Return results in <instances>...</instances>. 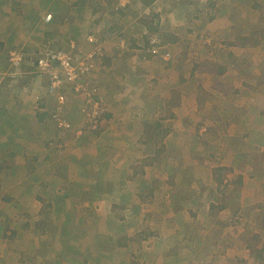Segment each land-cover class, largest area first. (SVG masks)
<instances>
[{
    "label": "crops",
    "instance_id": "1",
    "mask_svg": "<svg viewBox=\"0 0 264 264\" xmlns=\"http://www.w3.org/2000/svg\"><path fill=\"white\" fill-rule=\"evenodd\" d=\"M24 7L22 0H0V20L10 23L14 19V24L21 23L19 31L26 30ZM166 14L153 15V19L159 23L160 17H168ZM226 18L222 14L214 19L220 25L215 28L217 38L229 32L228 26L230 31L235 30L237 23ZM210 24L204 27L208 29ZM168 28L161 25V34L168 33ZM119 29L130 31L137 37V44L144 43V34L148 33V28L139 23ZM176 43L179 42L167 43L168 48ZM191 46L195 47L193 43L188 47L189 55L198 56ZM32 48L11 46L8 53ZM149 54L146 57L141 50L137 57L127 54L125 57L130 58L119 62L121 55L116 54L109 65L100 68L104 70L95 72L99 94L108 107L104 126L98 132L76 137L75 131L82 123L78 117L81 103L70 97L69 111H75L71 118L74 128L69 131L72 137L58 148L49 141L53 132L60 133L49 118L47 108L51 104L47 107L43 100L39 104L36 101L37 96L46 98L45 89H28L22 77L14 82L7 76V82L13 85L0 86V264H193V257L196 263H203V255L207 264H257L249 246L226 243L229 238L233 242L247 241L259 234L248 228L249 221L264 220V198L256 191L264 184V148L250 149L239 167L230 171L219 166L222 154L211 160L217 146L212 143L216 141L214 132H210L213 124L207 123L200 133L203 137L198 138L199 148L194 137L193 142L189 140L193 135L189 130L191 122L197 120L192 114L198 115L200 107L190 99L200 89L195 72L185 81L181 61L159 64L160 58ZM223 68L218 72L221 76L225 75L221 73ZM176 70L180 75L173 78ZM2 91L6 94L1 95ZM30 105L34 107L30 109ZM35 111L37 119L36 115L29 116ZM160 122L166 124L164 131ZM205 122L197 120V128ZM44 124L52 126L53 131H45ZM159 136L163 140L166 136V148L162 150ZM256 137L250 141L252 146L255 141L262 147V139ZM194 166L198 171H191ZM226 174L233 179H226ZM231 188L239 190L232 198L239 216L234 212L230 220L235 216L239 222L234 223L242 226L236 231L228 227L214 231L208 224L222 217L212 218L208 211L216 198L218 203L214 204H220L216 210L233 212L232 205L222 201L230 196H224L222 190ZM220 193L223 197H219ZM117 206L122 220L115 217ZM242 212L245 215L241 216ZM125 218H131L132 225H124ZM193 220L202 225L198 229H204L193 232ZM143 228L153 232L150 238L140 231ZM227 232H232L231 236ZM63 251L69 258L61 257L62 263ZM208 254L212 255L209 262Z\"/></svg>",
    "mask_w": 264,
    "mask_h": 264
},
{
    "label": "rangeland",
    "instance_id": "2",
    "mask_svg": "<svg viewBox=\"0 0 264 264\" xmlns=\"http://www.w3.org/2000/svg\"><path fill=\"white\" fill-rule=\"evenodd\" d=\"M22 1L25 4L24 15L25 17H27L26 26L29 30L25 28L26 30L19 31L18 27L21 26V23L16 21V24H14V19L10 23L7 20H0V31L1 34H3L2 36H0V53H3V56H0V81H2V83H0V86L7 85L6 87H9L8 85H13L12 83L7 82V76L15 71L13 65L10 64L12 52L8 53L9 49H11V46L17 48L28 45L29 47L31 46L34 49H38L50 42V44H53L55 47L67 50L71 45L70 41H74V43L78 47H82L83 51L85 53H88L94 47L92 44H90V42H88V38L90 36H94L99 42H97V44L102 47L104 56L102 59L97 61L96 69L93 72L92 76H90V83H93L99 89L100 86L96 81L94 75L96 71H99L100 68L109 65V60L112 59L116 54L121 55V57H119V59L117 60L118 62L121 59L130 58L127 56L125 57V55L127 54L131 55L132 53V58L137 57L139 51L141 50L143 54L148 57V54L150 53V51L148 52L150 35H153V37L157 35L161 36L162 32L159 29L161 25H163L166 29L169 26L168 33L171 34L172 37H176L177 39L179 38V41L177 40V42L179 43H176L174 46H170L168 48V52H171L174 62L177 63L178 61H181V64L185 65V68H183V72H185L183 74L185 81H187L186 76H189L190 73L195 72L194 79L196 80V84H200L199 93L193 95L192 98H190L193 101V104L195 103L196 106H200L198 107L199 116L197 114H192V118H195L199 121L206 120V122L203 124L204 126L202 125L199 128H197L196 125L197 120H193L191 122V127L189 128V130H192L191 133L193 135H189V140L193 142L194 137L196 139L194 141H196L197 144L198 138L203 137L200 133L205 130L204 127H206V124H213L210 132H214L213 134H215L216 141L212 143L217 146L212 151V155L210 156V158L211 160H214L215 155L219 156L220 154H222L221 161L219 160L218 163L219 166L224 167L225 170L229 169L227 171H230V169H234L236 167L238 168V163H241L242 157L246 156L250 149L258 150L264 148V0H236V2L235 0H153L151 4L146 5L140 0ZM213 1H217L215 6L211 5ZM258 2L262 3L260 10L257 6ZM78 3L80 4L78 5ZM221 5L225 6L224 8H221L223 16L226 14V19L228 21H231L233 23L235 22L237 24L235 26V30L230 31L231 26H228L227 30L229 32L226 31L225 34L219 35V37L217 38L215 30L217 29L216 27L220 25L215 22L217 20L216 17V20H211L210 15L215 14L217 12L216 9H218V7H221ZM96 6L104 12L99 11L93 13ZM109 6H112L113 10ZM6 11H8V9H6ZM164 12L167 13L165 16H168L166 19L161 18ZM171 12H174L172 13L173 15L175 14L174 17L171 16ZM209 12L211 13L210 15L208 14ZM2 13L3 12H0V15ZM48 14L53 15V20H51V22L49 23L45 21V18ZM153 15L161 16L159 23L153 19ZM21 16H23L22 11ZM260 16L261 18H259ZM29 23H31V26L29 25ZM129 23L131 25L132 23H139L140 25L148 28V33L144 34V43L137 44L136 36H133L130 31L124 32L119 29V27L127 26L129 25ZM209 23H211L210 28L206 29L207 26H204L206 24L208 25ZM28 26L31 28H29ZM6 27L9 28L8 32L6 30ZM251 27L255 28L256 30L258 29L260 33L259 40L262 43V46H260L259 49H249V51L239 49L235 38L233 37L234 39H231L232 35L240 38L243 36V34H241L240 32H244L246 28ZM1 28L3 30H1ZM126 39H128V44ZM9 42H12V44L10 45ZM121 43L123 44L122 46ZM192 43L195 47L191 46L190 49H192V51L197 50L199 53L196 57L194 55H189V51L187 52L188 47ZM173 47H175L174 50L172 49ZM4 51H6L7 53H4ZM151 53L149 54L151 57L154 56L156 58H160L157 59L158 63L162 62L161 64H167V61L165 59L162 60L161 57L152 55ZM7 57L8 64L6 63ZM183 57H185L184 60ZM220 67H224L226 69L224 76H221V74L218 73ZM179 75L180 74H178V71L176 70V74H174L173 78H176ZM40 83L42 82H40V80L38 79V81H34L31 84L30 82L26 83L25 86L28 87L29 85L35 84L34 88H37V90H42L43 88ZM5 94L6 92L2 91L1 95ZM12 95L8 94V96L10 97H12ZM97 96L101 100L100 102L102 103V105H104L105 107V113H107L108 107L105 103L106 99L103 100L101 94H97ZM5 97L8 98L7 96ZM37 97H40V100L39 98H37L36 100L38 101L37 104L41 103V99H47L43 96ZM71 97L72 100L76 98L80 101L81 108L83 99H81L80 96ZM10 99L12 100V98ZM72 100L70 101L68 97V105L65 108V114L67 116L69 115L70 120H72L71 118L73 117L72 113L75 112L69 111L71 109L70 104L72 105ZM17 104L18 103H16V105ZM44 104H47L48 107L50 101H45ZM32 107L34 106L30 105V109ZM53 108V105H51L50 108H47L50 116L54 114ZM37 113L38 111H35L34 113L29 114V116L35 117ZM192 113H196V110ZM50 116L49 118H51ZM37 117L39 116L36 115L35 118L37 119ZM79 118L82 119L81 116ZM46 124H48V122H46ZM160 124L162 129L165 128V122H160ZM249 124H251V126H249ZM85 125L86 123L82 120L81 125L78 126L76 131L78 129H82ZM48 126L49 128L44 124L45 131L52 132L53 127L50 125ZM103 126L104 124L100 125L101 128H103ZM47 128L49 130H47ZM72 128H74V124ZM101 128H98L92 133H86L84 134V136L94 134L101 130ZM36 129H38L37 132H40V128ZM71 130L72 129L62 133L57 132L59 134H55L53 132V139L49 140L51 143H54L51 146H53L54 148L61 147L60 145L63 146V141L68 142V138L72 137L69 132ZM160 135L163 136L162 132L160 133ZM161 136H159V145H162V147L160 148L162 150V148L166 146L164 144L166 136H164V140ZM255 136H257L256 138L260 137L262 139V147L257 146V144H255V141L252 146V143L250 141ZM38 142L39 140H37V143ZM48 143L49 142H47L46 144L48 145ZM199 147L200 145L197 144V148ZM169 152L172 153L173 151ZM162 155H160V158L162 157ZM164 155L165 157H168L167 153ZM166 159L168 160V158ZM173 161L174 158L171 162ZM188 168L190 169L191 167ZM193 170L198 171L197 166L192 167L191 171ZM263 174L264 171L262 173V176ZM193 176L196 177V175ZM224 176L228 180L233 179L229 174H226ZM195 180L197 179L195 178ZM263 185L257 188L260 190L256 189L257 193L262 194L261 199L264 198ZM195 189L197 190L198 187H196ZM238 191L239 190L236 189L232 190L231 188L229 191L225 189V191L223 192L224 196L226 193L230 194L227 200L223 198L222 201L224 203L232 205L230 209H232L233 212L228 210L222 211V213H220L221 211H218L216 209L210 208L209 211L208 208L205 209L209 212L208 215L212 218H215L217 216L222 217L219 218V221H211V223L208 224L210 229L214 230L215 228L221 227L223 231L226 227H228L230 228L228 229L229 231H236L241 228L239 226H242V223H240L239 225L234 223L235 221L239 222L236 219V217L239 216V212L237 213L238 205L236 206L234 200L232 199L234 194ZM219 197H223V195L220 193ZM213 200L214 202L218 203L216 198ZM214 202H212V204L215 205V207L220 206V204L216 205L214 204ZM118 209V206L114 209V213L118 215L115 217H118V219L122 220V217L119 216ZM196 210L201 214L206 213L202 211V209ZM234 212H236V214L238 215L236 217L234 216V219L232 221L230 220V217ZM240 215L242 216L245 214L244 212H242V214ZM140 218H142V216ZM124 221V225H132L133 223L131 218H125ZM191 223L192 228L190 229L193 230V232H200V228L201 230L204 229L203 227H200L198 229L199 225H202L198 224V222L194 220ZM249 225L250 226L248 230H251L252 233H254L255 231L258 232L259 234H256L258 236L249 237L247 238V241L245 239L235 242H233L232 239L229 238V242L226 243V246H231V244L233 243V246H238L241 248H244L245 246V248H247L248 244H252L263 249L264 220L263 222L258 223L255 221H249ZM133 227H135V224ZM205 229L207 228L205 227ZM140 231L144 235H148L149 238L153 233L144 228ZM231 233L232 232H227V235L231 236ZM54 240L55 238L51 240V242L53 243L52 246L55 244ZM209 240L215 241L216 239L211 238ZM209 244L211 246L215 245L214 242H209ZM66 253V251H63V255L60 256V260L62 261V263L63 260L61 259V257L65 258L66 260L67 258H69L67 257ZM211 256L212 255L209 254L207 255L208 262L210 261ZM203 259V263L199 262V260L197 259L196 260L198 261V263H196L193 257V264H207L205 263V255H203Z\"/></svg>",
    "mask_w": 264,
    "mask_h": 264
},
{
    "label": "built area",
    "instance_id": "3",
    "mask_svg": "<svg viewBox=\"0 0 264 264\" xmlns=\"http://www.w3.org/2000/svg\"><path fill=\"white\" fill-rule=\"evenodd\" d=\"M51 20L53 15L48 14L45 21L49 23ZM156 37L150 36L149 43L154 45L157 41ZM70 42L71 45L67 50L55 47L49 42L38 49L35 48L32 54L22 50L13 51L10 64L15 71L10 76L16 79L21 75H37V81L39 79L42 82L40 84L45 86L49 97L56 100L54 114L50 117L60 133L73 127L69 115L65 114V108L68 105L67 94L80 96L83 103L78 114L86 125L75 132L76 137L79 138L86 133L96 131L103 124L105 107L97 96L99 89L90 83V76L96 69L97 61L104 55L102 47L97 44L98 41L94 36L88 38V42L94 46L88 53H85L83 48L78 47L74 41ZM150 51L154 55L159 54V49L155 46ZM170 57L169 52L163 55L166 61L170 60Z\"/></svg>",
    "mask_w": 264,
    "mask_h": 264
},
{
    "label": "trees",
    "instance_id": "4",
    "mask_svg": "<svg viewBox=\"0 0 264 264\" xmlns=\"http://www.w3.org/2000/svg\"><path fill=\"white\" fill-rule=\"evenodd\" d=\"M140 1L146 5V4H151V2L153 0H140ZM217 1H219V0H217ZM217 1H213L211 3V5L212 6H215L216 3H217ZM235 2H236V0H235ZM79 4L80 3H78V5ZM257 6H258V8L260 10L261 9V6H262V3L261 2H258L257 3ZM109 7L113 10L112 6H109ZM222 7L224 8L225 6L224 5H221V7H218V9H216L217 12L215 14H213V15H210L211 14L210 12L208 13L210 15V19L211 20H214L215 17H219V16H221L223 14L222 11H221V8ZM99 11L100 12H104L103 10L99 9L96 6L95 9H94V11H93V13H96V12H99ZM240 33L243 34V36L240 37V39H238V37L235 38V40L237 41V44H238L239 48L249 51V49H251V50H253V49H259L260 46H262V43L259 40L260 33H259L258 29L256 30L253 27L246 28L244 32H240ZM150 36H152V35H150ZM156 39H157V41L154 43V45L149 43V48L151 49L154 46L157 47L159 49V54H157L156 56L161 57V59L163 60L164 59L163 58V55L166 54V53H168V45H167V43L168 42H170V43L177 42L178 39L176 37H172L171 34H169V33H167V34H161V36L160 35H157ZM22 51L25 52V53H27V54H32L34 52V48H32L31 50L25 49V50H22ZM150 53H151V51H150ZM151 54L154 55L153 53H151ZM172 60H173V57H172V54H171L170 60L167 61V64L168 63L170 64V62ZM225 70L226 69L223 68L222 71H221V73L224 74L225 73ZM20 77H22V79L25 80V82L23 83L24 86H25L26 83H29L30 82V84H31L34 81H37V75L36 74H32V75H21V76L17 77L16 79H14V78L13 79L16 80L15 82H17ZM11 80H12V78L8 79V81H11ZM20 84L21 83L18 82V85H20ZM34 86H35V84L34 85H29L26 88L32 89V88H34ZM42 88L45 89V94H46V98H47V99H44V98L41 99V100H43L42 102H45V101L49 102L50 101V104L55 107L56 100L53 99L52 97H49V95H48L49 93H47L46 88H45V86L43 84H42ZM67 96H69V94H67ZM70 97H71V95L69 96V99H70ZM37 98H39V100H40V97H37ZM242 109H244V108H242ZM42 115L45 116L46 113H44ZM49 116H50V114H49ZM105 116L103 118V121L105 120ZM78 117H79V115H78ZM50 121H52L51 118H50ZM249 126H251V124H249ZM99 128H101V127H99ZM221 170L222 169H219L218 171L221 172ZM218 181L221 182V174L218 175ZM224 191H225V189L222 190V192H224ZM221 207H223V206H221ZM212 209H216L215 205H212ZM194 216H196V215H194ZM247 246H249V248L254 252L255 257H256L257 264H264V248L257 251L256 250V246H254L252 244H248Z\"/></svg>",
    "mask_w": 264,
    "mask_h": 264
},
{
    "label": "clouds",
    "instance_id": "5",
    "mask_svg": "<svg viewBox=\"0 0 264 264\" xmlns=\"http://www.w3.org/2000/svg\"><path fill=\"white\" fill-rule=\"evenodd\" d=\"M69 96H70V95H69ZM69 96H68V97H69ZM55 126H56V124H55Z\"/></svg>",
    "mask_w": 264,
    "mask_h": 264
}]
</instances>
